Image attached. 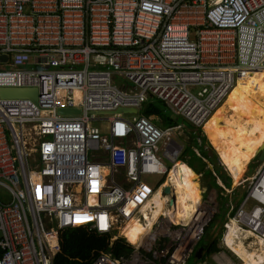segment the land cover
I'll list each match as a JSON object with an SVG mask.
<instances>
[{
  "label": "built area",
  "instance_id": "obj_1",
  "mask_svg": "<svg viewBox=\"0 0 264 264\" xmlns=\"http://www.w3.org/2000/svg\"><path fill=\"white\" fill-rule=\"evenodd\" d=\"M262 69L264 0H0V89L36 90L34 102L0 98V264H52L67 229L127 242L130 223L145 229L132 254L89 264H187L217 194L203 201L197 185L187 222L153 220L182 126L160 129L139 112L153 100L202 130L243 73ZM245 174L233 207L212 173L227 199L224 233L234 226L264 259V160Z\"/></svg>",
  "mask_w": 264,
  "mask_h": 264
},
{
  "label": "bare ground",
  "instance_id": "obj_2",
  "mask_svg": "<svg viewBox=\"0 0 264 264\" xmlns=\"http://www.w3.org/2000/svg\"><path fill=\"white\" fill-rule=\"evenodd\" d=\"M263 72L264 69L244 72L241 79L236 82L235 86L228 93L227 97L231 93L230 100H226V97L222 106L215 110L216 112L220 108L219 113L221 116V119L216 122V125L221 126L225 124V128L211 127L212 129L209 128L203 132L208 144L217 153L221 164L225 167L233 183L237 186L241 180L240 174L254 160L259 149L264 144V127L257 126L260 122L255 119L256 117H252L251 114L252 111L257 109L256 111L259 115H264V111L259 112L257 105L258 100L264 99V83H261L258 77ZM241 105H244V107L241 108ZM251 107L254 108L250 110ZM196 178V174L189 167L182 162H177L170 169L165 181V185L170 189L169 195L162 196L161 192L157 191L154 196L155 211L153 213V220L159 214H163L170 222H187L195 210L189 216H177L175 211V190L179 193L180 199L185 202L191 204L199 202L200 193L195 182ZM167 200L172 201L174 204L169 210L165 207ZM182 206L188 211L186 204ZM139 228V224L130 223L123 228L121 233L128 243L134 245L138 242L139 235L142 234V230ZM235 234L236 228L229 226V230L224 233L223 237L225 248L239 260L240 264H259L264 261L263 255L255 249L247 251L242 242L239 240L235 241L233 238Z\"/></svg>",
  "mask_w": 264,
  "mask_h": 264
},
{
  "label": "trees",
  "instance_id": "obj_3",
  "mask_svg": "<svg viewBox=\"0 0 264 264\" xmlns=\"http://www.w3.org/2000/svg\"><path fill=\"white\" fill-rule=\"evenodd\" d=\"M141 114L146 118L153 117L152 123L160 129L178 125L174 119L169 118L163 105L153 100L146 103ZM192 131L190 143L182 151L179 161L189 167L196 175H200L202 186L204 188L209 186L212 190H215L218 199L221 197L218 195L220 189L215 184L212 173L226 187L230 186L231 180L222 173L220 167H215L217 157L211 151L210 146L208 144L206 146L207 142L203 136H200V130L194 129ZM208 166L213 169L208 170ZM224 223H226V220L223 221L221 226ZM206 233L207 230H205L204 235ZM60 240V251L54 257L52 264H89L101 253H108L114 258H128L134 251V248L122 238H116L111 242V235H99L87 228L67 229L61 233ZM200 248H203L205 253L202 260L197 264H202L204 257L207 258L210 254L218 252L217 241L215 240Z\"/></svg>",
  "mask_w": 264,
  "mask_h": 264
},
{
  "label": "rangeland",
  "instance_id": "obj_4",
  "mask_svg": "<svg viewBox=\"0 0 264 264\" xmlns=\"http://www.w3.org/2000/svg\"><path fill=\"white\" fill-rule=\"evenodd\" d=\"M255 75H254V77H255ZM258 77L260 79V82L261 83L262 82L264 83V72L261 73V74H259ZM230 97H231V93L229 94V96L227 97L226 100H230ZM257 105H258L259 112L264 111V99L258 100ZM240 107L243 108L244 105H241ZM253 108L254 107H251L250 110L253 109ZM219 109L210 118V120L203 126V128H202L203 132L206 131V129L208 130L211 127H213V128H225V126H226L225 124H223L221 126H217L216 125V122L219 119H221V116H220V113H219ZM256 110L252 111V113H251L252 114V117H256L255 119L258 122H260V124L257 125V126L264 127V126H262L264 124V117H263L264 115L263 116H262V114L259 115ZM142 111L143 110L141 109L140 112H139V114L142 113ZM174 120L178 123V125H181L182 128L179 131L173 132V137H174L175 141L184 150V148L190 143V140H191L190 135H191V132H193L192 130H194L195 128H193L192 126H190L186 121H184L180 117H176V118H174ZM90 125L95 126V127H97V126L98 127H104V123H95V122H92V123H90ZM254 125H256V124H254ZM200 133H201L200 136L202 137V132L200 131ZM203 136H204V138L206 140L207 138L204 135V133H203ZM206 142H207V140H206ZM207 144H208V142L206 143V146H207ZM210 148H211V146H210ZM211 151L217 157V160L215 161V167H220L221 170H222V173H224L227 176H230L227 171H224V169H223V167H222V165L220 163L219 157L217 156V153L212 148H211ZM259 164L260 163L257 161V157L255 156L254 160H252L250 162V164L247 166V168L240 174L241 178H242L243 174L245 173V171H246L245 177L251 176L254 173V171L256 170V168L259 166ZM196 176H197V178H196L195 182L199 186L200 192H202L203 201H205V200H207L209 198V196H208V194H204V187L201 184L202 183L201 176L200 175H196ZM158 180H160L158 177H151L150 178V185L153 184L154 182L158 181ZM245 188H246V185L245 184L244 185L237 186L231 180L230 189L232 190V194L230 195L229 198H230V203H231V205L233 207L238 203L240 197L244 193ZM223 194H224V192H223ZM0 196H2V198H4V195L1 194V191H0ZM215 202L217 203L216 212L213 215V218H212L211 222L209 223L208 228L206 229L207 230V233L205 235H203L201 237L200 241L198 242V245L196 247V250L198 248H200L201 246H205L206 244H208L211 241L215 240V241H217L218 252L215 253V254L214 253L210 254L207 258L204 257L203 264H215L213 262L212 258H217L218 257V259H219L220 256L221 257H225V262H227V263L240 264L239 260L236 257H234L231 253H229L221 245V237H222V235L224 233V228H223V225L221 226V224L223 223V221L226 220L225 217H226V215L228 213V209H227L228 207L225 206V204L227 202V199L226 198H223V197H220L218 199H215ZM186 208H188V206H186ZM188 212H189L188 213V216H189L191 214V212H192V209L191 208H188ZM139 229L142 230V233H143L144 228L142 226H140ZM245 245H247V244H245ZM203 253H205V252H203ZM228 260L230 262H228ZM200 261L196 260L194 258V255H192L191 258L188 260L187 264H197V262H200Z\"/></svg>",
  "mask_w": 264,
  "mask_h": 264
},
{
  "label": "water",
  "instance_id": "obj_5",
  "mask_svg": "<svg viewBox=\"0 0 264 264\" xmlns=\"http://www.w3.org/2000/svg\"><path fill=\"white\" fill-rule=\"evenodd\" d=\"M0 98L2 99H30L34 102L36 99V90L35 89H0ZM129 112H131V110L121 109V110H117L114 114L119 115V114H125ZM57 113L63 116L78 115L79 111L78 110H59ZM256 157L259 163H261L264 160V144L259 149ZM208 169L211 170L212 169L211 166H208ZM169 193H170L169 187L163 189V194L169 195ZM211 193H212V189L209 186H206L204 188V194H211ZM203 251H204L203 248H198L194 252V258L200 261L202 259Z\"/></svg>",
  "mask_w": 264,
  "mask_h": 264
},
{
  "label": "crops",
  "instance_id": "obj_6",
  "mask_svg": "<svg viewBox=\"0 0 264 264\" xmlns=\"http://www.w3.org/2000/svg\"><path fill=\"white\" fill-rule=\"evenodd\" d=\"M194 152L197 154V152L194 150ZM208 168V167H207ZM212 168V167H211ZM212 170V169H211ZM175 190V189H174ZM175 199H176V214L177 216H188V211H186L182 205L186 204L188 206V208H191L192 211L196 209V207L199 205V202H195L194 204L191 203H187L184 200L180 199V195L179 193L175 190ZM183 202V204H182ZM187 208V210H188Z\"/></svg>",
  "mask_w": 264,
  "mask_h": 264
},
{
  "label": "clouds",
  "instance_id": "obj_7",
  "mask_svg": "<svg viewBox=\"0 0 264 264\" xmlns=\"http://www.w3.org/2000/svg\"><path fill=\"white\" fill-rule=\"evenodd\" d=\"M197 130H199V129H197ZM201 132H202V136H203V130H200ZM204 137V136H203ZM210 146V145H209ZM113 238V237H112ZM111 242H113L112 240H111ZM128 244H130V243H128ZM131 245V244H130ZM132 246V245H131ZM195 251H196V249H195ZM194 251V252H195ZM204 254V253H203ZM194 255V254H193ZM203 256V255H202ZM203 264V263H202Z\"/></svg>",
  "mask_w": 264,
  "mask_h": 264
},
{
  "label": "flooded vegetation",
  "instance_id": "obj_8",
  "mask_svg": "<svg viewBox=\"0 0 264 264\" xmlns=\"http://www.w3.org/2000/svg\"><path fill=\"white\" fill-rule=\"evenodd\" d=\"M204 252V251H203ZM204 255V254H203Z\"/></svg>",
  "mask_w": 264,
  "mask_h": 264
}]
</instances>
